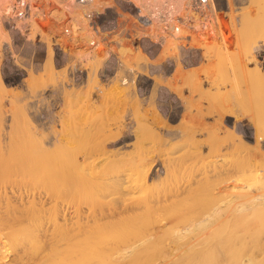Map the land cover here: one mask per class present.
<instances>
[{"label": "rangeland", "instance_id": "obj_1", "mask_svg": "<svg viewBox=\"0 0 264 264\" xmlns=\"http://www.w3.org/2000/svg\"><path fill=\"white\" fill-rule=\"evenodd\" d=\"M48 1L42 0V3ZM191 1L186 11L190 16L193 10ZM247 1L214 0L213 4L228 2L229 5L224 8L223 14L215 11L213 34L210 31L196 32L189 48L182 53L176 41V45L167 49L165 46L161 50L151 46L148 53L123 45L119 49L124 56L120 77L118 75L108 81L98 74L105 54L73 49L72 56L68 57L56 52L53 35L61 30L58 23L64 15L55 0L52 1L56 16L53 19L39 20L34 17L29 30L19 21L20 35L27 32L25 36L12 33L6 22V37H9L0 42V187L6 185L9 174L13 175L10 178H15L25 170L38 187L58 188L67 184L69 190L73 188L74 195L68 200V216L70 212L73 215L75 205L82 206L84 215L98 214L102 209L113 207L120 199L116 194L115 200L111 191L101 188L100 180L104 181L116 165H126L131 152L144 150L145 156L149 154L146 157L149 166L152 169L155 167L153 174L160 171L159 186L165 191H175L176 187L183 190L184 187H191L198 175L201 178L203 175L193 166V162H201V158L212 167L209 169L217 166L221 170L232 166L231 170L236 175L233 180L218 185L220 191L214 190L217 197H228L229 189L235 194L246 193V189L242 191V188L248 184L249 189L254 190L259 182L245 179L248 178L246 171L249 164L256 160L258 168L263 166L257 172H264V26L259 25L257 20L253 27H243L244 4ZM216 20L224 23L221 28H216ZM35 25L38 29L33 27ZM84 36L89 39L88 33ZM5 43L12 44L13 54L3 53ZM51 52L55 62L53 70L48 65ZM79 60L90 68V72L85 82L71 83L70 67ZM130 72L135 77L139 73L144 76L136 84L135 79L129 76ZM172 147L175 148L172 150ZM186 154H190L191 157H188L191 159ZM109 155L116 159H103ZM118 159L119 162H115ZM174 163L184 167H175ZM89 164L98 166L97 170H92L95 167ZM167 165L170 169L173 166L179 168L173 169L177 176L172 170L168 178L162 179ZM92 171L100 173L92 174ZM87 172L91 178H88ZM255 172H250L248 176ZM260 175L262 178L264 173ZM56 184L60 185L57 187ZM196 184L192 186L194 190L197 186L195 191H189L190 194L187 191L185 195H189L182 196L184 201H177L176 207L180 205L175 207L177 212H191L195 206V209L205 208L206 200L202 198L206 199L208 195L201 188L202 183L198 182L199 186ZM199 190L205 192H201L204 196H200V205L195 200L199 199L196 197L200 195ZM191 197L192 200H189ZM59 220H62L61 216ZM100 229L97 233L91 231L95 232L90 233L92 236L88 234L90 243L100 244L93 241L97 237H105L104 229ZM96 234L97 237L94 236ZM90 237L96 239L90 241ZM4 248L9 249L8 246ZM157 248L148 250L142 260L145 264H166L163 262L167 260V249ZM16 254L9 249L3 264H14ZM95 259L92 263L102 264L100 258L99 261ZM104 261L108 262V259Z\"/></svg>", "mask_w": 264, "mask_h": 264}, {"label": "bare ground", "instance_id": "obj_2", "mask_svg": "<svg viewBox=\"0 0 264 264\" xmlns=\"http://www.w3.org/2000/svg\"><path fill=\"white\" fill-rule=\"evenodd\" d=\"M7 1L9 0H0V42L7 36V30H5L6 21L4 18V5ZM55 1L58 4L62 3L63 0ZM172 1L179 7L184 16L192 18V16L188 15L186 12L190 0ZM100 3L101 0H98L93 6L99 5ZM244 9L246 13L243 15V27H247L248 25L253 27L257 20H259V25L261 24L262 27L264 26V0H248L244 4ZM60 10L62 14L67 12L63 11V9ZM235 10L239 11V8L235 7ZM39 11L40 7L38 6L36 13ZM68 11H70L69 13L72 14L74 18L82 17V12L79 8L68 9ZM40 13L41 11L39 14ZM216 22L218 23L216 24V28H221L224 24L221 20L219 22L216 20ZM33 27L38 29L36 25ZM90 36L89 34V39ZM175 38H168L163 47L165 46L166 49L171 48L173 44H175ZM48 63L50 69H55L52 52L49 55ZM173 144L171 146H173ZM174 148L172 147V150ZM169 149L170 147H168V151H170ZM173 152H175V150ZM130 155L131 158L127 160L125 163L126 165L114 166L115 168L104 181L100 180V187L111 191L110 194L115 195L114 199L118 195L117 198H120L119 201H115L116 199L113 200L116 202L113 207L110 206L102 209L101 212L93 215H84L82 206L75 205L73 215L70 212V216H68V210L70 209V207H68V203H70L68 200L72 194L74 195V191L73 188L72 191L69 190L67 184L65 187L60 185V183L56 184L57 187L60 185L58 188L55 186V188L52 186L42 188L43 186L38 187V185L33 183L31 178L29 179L28 172H25V170L23 173L21 172L23 178L18 177V175L21 174L20 172L17 176L15 175V178H10L13 175L10 176L9 174L6 185L0 187V264H3L9 249L17 252V258L14 264H94L92 260L95 258L97 260L100 258L102 264H145L142 261L143 257L147 254L149 249L155 247L167 249V260L163 262L166 264H264V176L261 178L260 175H263L264 172L262 173L261 170V172H257V169L263 168V166L258 168V160L249 164L246 171L248 174L245 173L244 177L247 174L248 178L245 177L247 178L245 179L246 181L253 179V181L256 180L259 182L260 185L255 189L252 186L254 190L249 189V184L246 185V188L243 186L244 189L242 188V191L246 189V193L241 192L238 194H235L236 192L233 193L234 191L231 192L228 188L230 194H228V197L227 195L217 197L215 195L217 192L215 191V193L214 190L218 189V192L220 191L218 185L230 181L231 179L233 180L236 176L231 170L232 166L226 169L222 168L221 170L217 169V166H214L212 170L209 169L211 166L207 164V161L203 162L201 160L203 158L200 159L201 162H198L196 159L197 161L193 162V166L196 170H199L203 176L198 178V176H200L198 175V180L196 181L197 178H195V183L197 182L198 184L199 182L200 185L202 183L201 188L206 191V195H208L209 198L206 196V199L200 197L205 192L202 190L203 193L201 195L202 191L199 190L200 195H196L199 199L197 198L195 200H198V203L199 200L201 202L200 198L206 200V202H204L205 208L200 206L202 209H195L197 206H192V208L194 207V210H192L190 209V203H188L190 206L189 209L192 211L179 213L175 210L177 201L183 199L182 196H184L187 191L194 190L192 186L195 183L191 185V187L185 185L187 187H184L183 190H181L182 187L181 189L176 187V190L174 189L175 191L170 188H168L170 191H165L166 189L159 186V179L161 180V178H159L160 171H156L153 174L155 167L152 169L148 164L149 161L146 157L149 154L145 156L144 150H136L131 152L129 156ZM109 157L112 156L109 155L106 156V158H102L108 160ZM178 157L179 156H177V158ZM224 157L227 159L226 155ZM195 158H197V155ZM185 160H187V158ZM115 162H119V159ZM186 163H188V161ZM176 164L175 167L179 165L181 167L183 165L179 163L178 165ZM89 165L92 166V164ZM167 166L168 169L164 170L165 175L162 179H164V177L168 178L173 169L179 170V168H174V166L173 169H170L169 165ZM170 166L172 165L170 164ZM94 167L95 168H92V170H97L96 167L98 166L95 165ZM188 167L189 163L187 168ZM164 168L166 169V167ZM90 170H88L89 174L91 173ZM174 170L172 173H174ZM255 170L256 172L251 175L252 177H249L248 175L250 172L253 173ZM94 171H92V174L95 173ZM175 172L178 173V171ZM209 172L212 175H210ZM89 174L88 178H91L92 176L89 177ZM187 174L189 175V173ZM192 176H194L193 173ZM243 179L242 182H245ZM190 181L192 182V180ZM190 181L189 185L191 183ZM251 183L250 185H252ZM160 184H162L161 181ZM180 184H182V182ZM162 185H164V182ZM196 187L197 186H195V190ZM106 190L104 191L107 192ZM194 191L192 193H194ZM187 194L185 196H187ZM222 196H224V198H221ZM171 197L174 200H170ZM192 197L189 200H192ZM185 199H188V197H185ZM77 204L80 203L78 202ZM186 204L187 203H185V206ZM201 204H203V202ZM60 216L62 220H59ZM108 218L109 220H105ZM93 228H97V230ZM99 228H102L100 230L104 229L105 237L102 236V234L99 235L102 236V238L97 237L98 234H96L94 236L98 239L93 240L96 239L93 238V236L92 239L90 237V241L93 240L100 244H94L95 242L90 243L88 236L95 232L97 233ZM94 230L95 232H91ZM5 246H8L9 249L6 250L4 248ZM96 259L94 261H96ZM105 259H108V262L104 261Z\"/></svg>", "mask_w": 264, "mask_h": 264}, {"label": "built area", "instance_id": "obj_3", "mask_svg": "<svg viewBox=\"0 0 264 264\" xmlns=\"http://www.w3.org/2000/svg\"><path fill=\"white\" fill-rule=\"evenodd\" d=\"M52 1H7L4 5V18L9 30L20 35L19 21L29 30L34 17L39 20L56 17ZM97 1L63 0L58 3L59 9L67 12L58 23L61 24V30L56 31L53 38L56 52L60 55L70 57L73 49H86L93 51V54L105 53L103 65L98 69V74L104 81L118 75L120 77L119 70L124 63V56L119 49L123 45H131L148 53L149 47L161 49L168 38L176 37L182 53L189 48L196 32L210 31L213 34L212 19L216 15L215 11L223 14L224 8L229 5L228 2L213 4L214 0H192V18H188L172 0H101L99 5L93 6ZM38 6L41 8L40 14V11L36 13ZM75 8L81 10V18H74L69 13L68 9ZM51 30L53 32V28ZM86 33L91 35L89 40L84 36ZM26 34L27 32L20 36ZM2 51L13 54L12 44L5 43ZM89 72V67L84 66L80 60L77 61L70 67V82H85ZM128 74L135 79L136 84L144 76L143 73L136 74V77L133 72Z\"/></svg>", "mask_w": 264, "mask_h": 264}]
</instances>
